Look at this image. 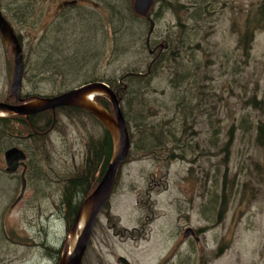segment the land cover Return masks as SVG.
<instances>
[{
    "label": "rangeland",
    "instance_id": "1",
    "mask_svg": "<svg viewBox=\"0 0 264 264\" xmlns=\"http://www.w3.org/2000/svg\"><path fill=\"white\" fill-rule=\"evenodd\" d=\"M39 1L36 15L22 25L15 24L0 7L20 35L25 57L30 62L35 60V50L39 48L41 61L46 64L39 76L42 79H27L30 70L26 68L22 93L56 95L62 88L60 81L75 87L91 77L112 78L127 90L125 73L132 67L144 71L151 62L152 56L145 44L149 24H143L146 32L138 36L123 35L119 50L112 51V5L123 9L124 0H85L77 8L63 10L61 26L49 34V47L54 48L57 43L58 51H63L57 59L71 58L69 64L60 61L65 68L60 69V63L53 64L56 57L48 59L44 53L43 29L57 5L64 0ZM167 1L158 0L154 6L158 16L152 15L154 30L150 39L156 51L169 34L178 33V17L187 19L190 14L180 11L175 4L169 8L167 5L172 1L168 4ZM192 1L178 0L189 6ZM261 1L215 0L207 4L206 16L198 22L188 21L187 36L199 42L200 47L182 48L185 59L193 61L192 76L177 78L172 74L171 84L169 67L163 63L148 77L147 84L139 85L140 93L135 103L126 104L130 121L126 118L125 121L126 124L129 121L131 148L109 199L111 214L118 215L127 227L137 225L136 220L140 218L136 206L138 199L146 200L150 194V201L159 214L158 222L153 224L156 230L167 229L168 221L172 220V236L176 233L172 238V251L177 254L172 264L186 257L190 264H201L205 243L211 250L214 248L212 241L217 240L224 246V255L217 260L204 259V263L262 264L264 260V144L255 142L257 125L264 122V32L255 31L248 54L237 46L244 28L243 20L256 12ZM131 3L132 0L130 9ZM12 7L14 4L10 3ZM115 37L118 38L117 33ZM189 39L186 44L190 43ZM38 42L42 47H35ZM84 63L85 70L73 74L75 68ZM12 72L11 47L0 37V101L14 103L7 100ZM131 89H136V85ZM123 93L127 102L128 95L126 91ZM253 97L257 104L251 102ZM136 115H145L143 120L147 125L137 128ZM65 116L64 111L55 112L56 122L46 134L48 143L44 147L36 148L35 154L31 147L28 148L34 154L31 155L32 167V161L38 160L39 169L34 165L35 169L29 174V171L24 172L26 186L19 200L16 199L21 190L22 167L16 173H8L4 154L0 156L3 166L0 172V264H55L58 252L60 258L70 250L72 225L67 220L68 208L64 200L68 190L66 183L74 172L85 169L83 156L88 140L92 136L95 139L99 132L102 134L103 129L100 130L102 126L96 119L86 114ZM151 124L156 133L149 135ZM230 128H233V140L226 153L224 147ZM142 131L149 137L148 140L144 137L145 145H161L149 155L141 146ZM151 173L159 184H150ZM78 198L73 199L75 203ZM220 212L222 221L218 222ZM103 216L101 218H107L105 213ZM200 223L214 224L208 226L212 229L209 236L197 243L182 240L184 225L197 227ZM155 236L162 239L161 230ZM109 243L120 246L114 238ZM118 254L122 252H114V256ZM92 255V250H87L83 264H91Z\"/></svg>",
    "mask_w": 264,
    "mask_h": 264
},
{
    "label": "trees",
    "instance_id": "2",
    "mask_svg": "<svg viewBox=\"0 0 264 264\" xmlns=\"http://www.w3.org/2000/svg\"><path fill=\"white\" fill-rule=\"evenodd\" d=\"M172 1V3H169ZM215 0H193L191 3V6L185 5L182 3H179L178 0H168L167 1V6L169 8H172L175 5L178 6L180 11H183L184 13L189 12L190 14L187 16V19H182L181 17H178L177 19V34H169L167 41H164L163 44H161L159 47L161 48V51L159 55L156 57L152 58L151 62L148 63L147 68L144 71H141L138 69V67H132L128 72L125 73L124 77L126 81L128 82L127 85V90L122 89V87L118 86L115 81H113L112 78H107L106 80L101 78H87L85 81L83 80L82 83H87L90 81L94 80H100L104 81L108 86L112 88V90L118 89L116 92L117 96L120 99V108L123 113L124 118H126V121L128 119V115L126 113V104L127 106H130L129 102L135 103L137 97L139 96L140 93V84H147L149 82V76H153L155 71L163 64L166 63L169 67V71L171 73V80L170 83L172 84V74L174 77L177 78H187L191 77L192 74L191 72L193 71V61H189L185 59V57L181 54L182 53V48L183 47H195L199 48L200 44L199 42H195L193 39H189L187 36V31L189 30L188 26L189 23L188 21H193V22H198L200 21L204 16L208 14V11L206 10V5L210 4V2H214ZM39 0H1L0 2V7L4 9L6 12V16L10 17V19L15 23L22 25L23 22L28 23L35 15H36V10L37 6L39 4ZM158 2V0L155 1ZM10 3L14 4V7L12 9L10 8ZM154 4V6H155ZM151 9L150 14H149V19H142L137 16H135L132 13V10L130 9V0H124V7L123 9L118 8L117 4L112 5V23H113V32H114V39H113V44H112V51L117 52L119 50V46L122 41V36L126 35L127 36H138V34H141L142 32H146L143 29V24H149V30H147V36L145 39V44L147 45V38L151 35V33L154 30V21L152 18V15H156L158 13V10L155 8ZM188 10V11H186ZM158 16V15H156ZM81 18V17H80ZM244 21V28L243 31L240 32L239 39H238V49L242 50L245 54H248L250 52V49L252 47L254 38H255V31H263L264 32V0L259 3L256 12L248 16ZM127 23V26H126ZM135 23H138L134 26ZM153 24V29L150 32V26ZM242 29V28H241ZM137 32V33H136ZM118 35V38L115 37V35ZM150 33V34H149ZM20 36V35H18ZM120 37V39H119ZM20 38V37H19ZM187 39L190 40L189 44H186ZM22 43V42H21ZM35 47H42L41 43H37ZM150 47V46H149ZM152 47V46H151ZM158 47V50H159ZM53 48V47H52ZM63 51H58V48L54 45V48L50 50V55L53 57H56L55 60L53 61V64L55 63H60V61H63L66 64L70 63V59H57V56H60ZM36 53V58L35 60H31V62L25 57L24 55V73L23 75H26V68L29 67L30 72L28 73L27 79L32 80L35 78H38L39 76H42L43 72L45 71L46 64L42 63L41 59V50L39 48H36L35 50ZM50 59V58H49ZM91 60V59H88ZM92 58V62H93ZM87 62V61H86ZM90 62V61H89ZM48 64H51L48 62ZM60 69H65L63 65L60 63ZM86 63H84L81 67L75 68L73 71V74H79V72H82L86 68ZM57 75V73H56ZM61 75V72L59 73ZM64 75V74H63ZM66 75V73H65ZM187 76V77H186ZM206 76V75H205ZM123 77V76H122ZM42 79L41 77H39ZM52 81H55L52 79ZM61 83V89L57 90L58 93H60L62 90H67L69 88H72L74 86H69V84H66L63 80L60 81ZM136 82V83H135ZM135 83V84H133ZM136 89H131L132 86L135 87ZM77 86V85H76ZM130 87V89H129ZM129 89V90H128ZM126 91V94L128 95V100L126 102L124 98V93ZM47 95H54V94H49V93H22L21 92V97L28 101L32 100L36 97H42V96H47ZM1 99V98H0ZM11 99L12 102H15L14 99L9 95L7 97V100ZM95 99L105 108L109 109V101L104 98V97H95ZM251 102L253 104H257L258 101H256V98L253 97L251 99ZM255 108V107H254ZM68 110V115L72 117H77L79 114H86L88 116L93 117L96 119L99 123V125L102 126L103 129V141L102 145L96 144L93 145L90 140L93 138L91 137L88 140V147L89 151L92 150L94 151L93 156L98 157V160L102 157L103 160L100 164V170H99V178L101 177V174L105 170L109 159L111 157L112 153V140L109 132L105 128V126L92 114L88 113L87 111L77 108V107H71ZM110 110V109H109ZM112 112V111H111ZM50 112H44L41 111L39 113H36L34 115L29 116V118H25L23 116H18V115H7V116H2L0 117V156L4 154V152L12 147V146H20V148L24 149L27 155V161L29 159V172L34 168V165H36V168L39 169V161H32L33 167H31V155H34L36 151V148L45 146L48 143V140L45 139L46 134H44V131L47 129L49 126L50 120H51V115L48 116ZM145 116V115H144ZM143 115L140 116H135L136 122L135 126L141 127V126H146L147 123L146 121L143 120L144 118ZM129 121L127 122L129 126ZM154 124H151L150 128L148 129L149 132L147 134H155L154 132ZM233 128L229 129V140L225 144L224 150L226 153L229 152L232 140H233ZM144 131L141 133V138L140 141L143 143L141 146L143 149H145L148 153L146 155H149L151 151H153L155 148L160 147L161 145H155L156 143H150L149 145H145L143 142L144 140ZM214 133V132H213ZM166 135V134H165ZM134 137V135H131V139ZM169 136L166 135V138ZM213 137H215L213 135ZM148 140V136L145 137ZM211 140H215V138H211ZM162 142V139L160 140ZM157 142V143H161ZM255 142L258 144L263 145L264 144V122H259L257 125V136L255 138ZM162 142L161 144H163ZM212 143V142H211ZM99 146V147H98ZM103 146V152L100 153V149ZM31 147L34 154L28 150V148ZM98 147V148H97ZM165 149H168V146H164ZM156 150V149H155ZM130 153V152H129ZM172 154V151H171ZM97 164L99 165V162H93L85 163V169L81 171L80 173L74 172L72 175L69 176L66 186L68 187V190L65 192L64 195V200L67 205V220L70 225L73 224V221L75 219L77 210L79 208L80 203L82 200L86 197V195L90 192L87 191L86 185L88 184V177L91 176L93 171L96 170ZM35 169V168H34ZM3 166L2 164L0 165V172H2ZM27 174V176H28ZM26 178V175H25ZM98 178V179H99ZM77 179H80V181L77 182ZM86 184V185H84ZM79 195V196H76ZM78 198V203L74 202V198ZM70 216V218H68ZM59 253V252H58ZM58 253L56 257V263L58 264Z\"/></svg>",
    "mask_w": 264,
    "mask_h": 264
},
{
    "label": "water",
    "instance_id": "3",
    "mask_svg": "<svg viewBox=\"0 0 264 264\" xmlns=\"http://www.w3.org/2000/svg\"><path fill=\"white\" fill-rule=\"evenodd\" d=\"M75 2V0L70 1ZM66 3V2H65ZM155 0H132V13L142 19H149V13ZM153 29L151 24L150 32ZM0 36L6 46H10L13 53V72L10 82V95L14 103L0 101V117L18 115L25 118L45 110L54 111L60 106H76L94 115L109 132L112 139V153L105 172L97 186L82 200L75 219L70 228V250L62 254L58 264H82L84 253L89 245L91 232L100 208L108 202L114 188L118 172L128 158L130 150V135L123 113L120 99L116 91L102 81L84 83L69 91L53 96L36 97L24 100L21 95L22 77L24 72L23 49L20 38L14 28L0 10ZM103 96L110 101L112 112L100 105L93 96ZM26 153L18 146H12L4 152L5 171L15 173L24 164ZM25 167V166H24ZM21 190L16 200L25 191L26 181L24 170L20 175ZM79 230V232H78ZM188 235V233H187Z\"/></svg>",
    "mask_w": 264,
    "mask_h": 264
},
{
    "label": "flooded vegetation",
    "instance_id": "4",
    "mask_svg": "<svg viewBox=\"0 0 264 264\" xmlns=\"http://www.w3.org/2000/svg\"><path fill=\"white\" fill-rule=\"evenodd\" d=\"M73 0H64L60 2L57 5V9L55 10V13L50 19L47 21L45 28L43 29V44L45 47L44 48V53L46 54V57L49 59L51 58L50 55V50L52 47H49V34L53 29H58L59 26H61L60 23V15L62 14V11L67 10V9H72V8H77L80 6V2L85 1V0H75V2H70ZM66 2V3H65ZM91 2V1H90ZM262 2V1H261ZM15 31V30H14ZM1 37V36H0ZM2 40V39H1ZM59 39H57L58 41ZM56 41V42H57ZM151 39L150 36L147 38V45L146 49L152 58L156 57L159 55L161 48L159 47V50L156 51V46L151 44ZM153 43V42H152ZM57 45V43H55ZM55 45V46H56ZM150 46V47H149ZM152 46V47H151ZM57 47V46H56ZM58 48V47H57ZM91 82V81H90ZM81 85V84H80ZM80 85H77L75 87H78ZM72 87V88H75ZM72 88H69L67 90L61 91L66 92L71 90ZM122 89L123 86H122ZM126 89V88H125ZM116 89L115 91H117ZM59 94V93H57ZM51 96V95H47ZM71 107H76V106H62L56 108L54 111L52 110H45L46 112H51V120L49 123V126L47 129L44 131V134H48L54 126V123L56 122L55 118V112L56 111H64L66 114L65 118H68V110ZM79 108V107H77ZM81 109V108H80ZM109 110V109H108ZM44 111V112H45ZM102 130V128L100 129ZM99 132L96 136L95 139L94 137L90 140V142L93 145L96 144H101L103 141V130L102 134ZM112 140V139H111ZM20 147V146H19ZM99 147V146H98ZM97 147V148H98ZM131 148V146H130ZM24 150V149H23ZM25 152V151H24ZM103 152V146L100 149V153ZM26 153V152H25ZM94 151L90 150L87 145L86 151L83 156V162L87 163H93V162H99V165L97 164L96 170L93 171L91 176L88 177V184L86 185L87 191H92L97 184L99 183L100 179L102 178L105 170L101 174V177L99 178V170H100V164L103 160L101 157L98 160V157L93 156ZM27 155V154H26ZM72 159L74 158V155H71ZM27 159V158H26ZM25 166V167H24ZM32 167V165H30ZM22 167V171L28 172L29 167L27 165V160L24 161L23 165H20L18 169ZM107 167V166H106ZM17 169V170H18ZM106 169V168H105ZM21 171V172H22ZM17 172V171H16ZM15 172V173H16ZM119 173V172H118ZM155 174V173H154ZM151 182L153 185L159 184V181H155L156 177L151 173ZM99 178V179H98ZM26 179V178H25ZM96 179L98 181L95 183ZM117 179L118 175L116 178V182L114 187L117 184ZM161 178H159L160 180ZM95 183V184H94ZM94 184V185H93ZM165 184V183H164ZM93 185V187H92ZM152 188L150 187V190ZM114 188L112 190L111 195L113 194ZM110 195V196H111ZM149 198L146 200H139V204H136L138 207V211H140V218L136 220V224L131 227H127L123 225L122 221L120 220V217L118 215H112L111 214V206L108 200L99 210L98 215L96 217V220L94 222L92 232H91V238L89 245L84 253L82 264L84 263V258L86 256L87 250L91 249L93 252L92 258H91V264H172V259L177 258V254L172 251V238L173 236H176V233L174 232V235L172 236V220L168 221V227L165 229L164 227L159 230H156V226L153 224L158 222L159 214L157 213V209L154 207L155 204L153 201H150V194L148 195ZM110 199V198H109ZM170 203L172 205V199L170 200ZM206 210H212L210 208H207ZM172 211V209H171ZM106 214L107 218H101L104 217L103 214ZM222 213H218V219L217 221H222ZM224 216V213H223ZM208 222V220H206ZM213 227L214 224H205L202 225L200 223L197 227H192L188 224L183 226L181 235H182V240L185 239V241H192L194 240L196 243L199 242L202 238L205 236H209V233L212 232V229H209V227ZM161 230V235H163L162 239H157L155 235L159 233ZM188 233V235H187ZM114 238L120 246H113L109 243L110 239ZM99 240V241H98ZM161 240V241H159ZM206 242V241H205ZM97 243V245H96ZM212 244L214 245V248L210 250L209 245L205 243L206 245V251L201 254V264H209V263H204V259H211L217 260L220 257L224 255V249H223V244L222 242H219L218 240L216 242L212 241ZM96 245V246H95ZM125 245H127L125 247ZM116 251H121L122 254H118L114 256V252ZM190 260L188 258H181L179 261L174 262L175 264H190ZM191 264H200L198 263H191ZM264 264V260L262 262Z\"/></svg>",
    "mask_w": 264,
    "mask_h": 264
},
{
    "label": "bare ground",
    "instance_id": "5",
    "mask_svg": "<svg viewBox=\"0 0 264 264\" xmlns=\"http://www.w3.org/2000/svg\"><path fill=\"white\" fill-rule=\"evenodd\" d=\"M151 27V26H150ZM93 95H95L94 93H92V94H89L88 95V97H90L91 98V96H93ZM0 114H2V113H0ZM22 149V148H21ZM25 151V150H24Z\"/></svg>",
    "mask_w": 264,
    "mask_h": 264
}]
</instances>
